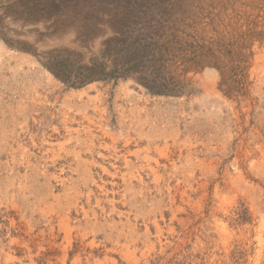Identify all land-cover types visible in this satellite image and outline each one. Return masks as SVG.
I'll list each match as a JSON object with an SVG mask.
<instances>
[{
  "label": "rangeland",
  "instance_id": "374dc122",
  "mask_svg": "<svg viewBox=\"0 0 264 264\" xmlns=\"http://www.w3.org/2000/svg\"><path fill=\"white\" fill-rule=\"evenodd\" d=\"M0 264H264V0H0Z\"/></svg>",
  "mask_w": 264,
  "mask_h": 264
},
{
  "label": "trees",
  "instance_id": "16d2710c",
  "mask_svg": "<svg viewBox=\"0 0 264 264\" xmlns=\"http://www.w3.org/2000/svg\"><path fill=\"white\" fill-rule=\"evenodd\" d=\"M136 54H131L129 62L134 61ZM67 58L61 57V54L56 53L55 51L49 52L46 54L43 64L58 78L62 81L67 82L70 85H80L86 81L93 79H108V78H117L123 74H128V70L120 71L117 66L110 70L107 69L105 64H92L91 66L84 67L85 69L82 72L71 74V69L67 62ZM127 63V61H125ZM138 66L134 64L131 68ZM140 72L142 80L148 85L152 90L156 92H165L168 91L169 82L162 77L157 75L158 68L148 69ZM150 71V72H149Z\"/></svg>",
  "mask_w": 264,
  "mask_h": 264
}]
</instances>
